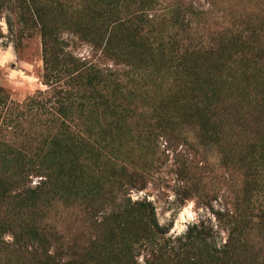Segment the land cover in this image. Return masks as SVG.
<instances>
[{
    "label": "trees",
    "instance_id": "obj_1",
    "mask_svg": "<svg viewBox=\"0 0 264 264\" xmlns=\"http://www.w3.org/2000/svg\"><path fill=\"white\" fill-rule=\"evenodd\" d=\"M70 1L0 0V13L15 15L24 33L41 36L48 89L20 104L0 86V235L13 236L19 264H142L141 256L143 264H253L248 238L264 235L261 34L249 21L211 37L213 44L183 41L160 30L166 14L174 27L192 29L176 6H161L155 16L150 11L159 0ZM63 33L87 42L93 59L113 68L68 52ZM3 38L0 27V46ZM120 67L123 72L114 71ZM139 81L168 86L157 98L144 94L148 113L136 116L140 95L128 85ZM231 115L244 123L245 135L254 134L237 152L226 142L223 117ZM178 130L195 133L206 146L222 145L225 166L241 175L235 206L220 213L229 227L221 248L203 223L168 237L171 228L161 226L153 202L129 196L146 189L157 140ZM188 183L181 205L193 195ZM71 200L87 206L95 235L61 259L40 251L50 241L37 220L47 204Z\"/></svg>",
    "mask_w": 264,
    "mask_h": 264
},
{
    "label": "rangeland",
    "instance_id": "obj_2",
    "mask_svg": "<svg viewBox=\"0 0 264 264\" xmlns=\"http://www.w3.org/2000/svg\"><path fill=\"white\" fill-rule=\"evenodd\" d=\"M69 1L70 0H64ZM153 15H160L162 7L176 6L187 16L191 28L185 32L183 28L174 27L172 16L166 14L160 18L161 32L166 38L178 37L183 41L194 40L213 44L209 40L215 35L228 31H236L248 27L249 21L253 28L261 34L264 45V0H159ZM69 4V5H70ZM80 3L74 7L77 10ZM73 7V8H74ZM11 20V26L8 24ZM0 27L4 34L0 46V86L5 88L12 100L23 104L29 97H41L47 87L43 84L44 60L42 38L38 31L30 35L24 33L22 24L15 15L9 12L0 13ZM62 40L67 42L66 50L77 58L93 61L101 66L113 68L112 62L93 59L92 47L78 37L63 33ZM102 67V68H103ZM115 68L114 71L129 70L126 66ZM124 84L128 83L124 77ZM163 85V86H162ZM168 84L162 81L154 85L139 81L128 85L129 92L138 96L137 111L140 116L148 113L144 94L157 98L162 93V87ZM146 92V93H145ZM133 116L129 121L133 120ZM228 122L227 146L237 152L243 140L246 143L254 138V134L245 135L235 117H223ZM138 119V118H137ZM239 125V126H238ZM232 128V130H231ZM180 131V132H179ZM186 136V139L185 137ZM195 133L181 130L168 137L157 140L155 154H152L154 167L145 190L130 192L134 201L147 199L156 207L158 220L163 227H170L168 237L179 238L194 225L204 224V230H212L214 246L221 248L227 241L229 227L220 213H226L235 206L240 194L241 175L225 166L222 145L206 146L197 141ZM233 136V141L230 140ZM153 153V152H152ZM185 174H184V173ZM33 178V177H32ZM188 179V180H186ZM38 178L33 179V186ZM188 181L193 188V195L183 204L184 183ZM264 201V200H263ZM262 201V202H263ZM235 202V203H234ZM226 211V212H225ZM37 226L44 230L45 238L50 241L47 250L59 258H66L78 252L84 242H89L95 235L94 224L88 219L87 206L82 202L71 200L47 204L40 211ZM225 222V224H224ZM201 228V227H200ZM253 256L250 262L264 264V235L261 232L251 234L248 238ZM13 236L5 233L0 235V264H19L15 248L11 246ZM14 251V252H13ZM140 262L143 264V256Z\"/></svg>",
    "mask_w": 264,
    "mask_h": 264
}]
</instances>
